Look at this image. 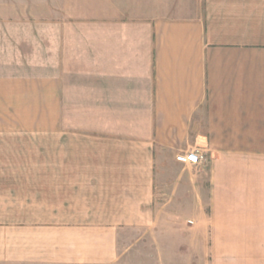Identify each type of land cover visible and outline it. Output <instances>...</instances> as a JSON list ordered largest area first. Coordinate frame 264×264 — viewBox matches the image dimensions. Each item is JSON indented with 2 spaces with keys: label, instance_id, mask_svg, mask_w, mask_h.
I'll return each instance as SVG.
<instances>
[{
  "label": "crops",
  "instance_id": "obj_1",
  "mask_svg": "<svg viewBox=\"0 0 264 264\" xmlns=\"http://www.w3.org/2000/svg\"><path fill=\"white\" fill-rule=\"evenodd\" d=\"M25 1L0 134L54 170H0V264H264V0Z\"/></svg>",
  "mask_w": 264,
  "mask_h": 264
},
{
  "label": "rangeland",
  "instance_id": "obj_2",
  "mask_svg": "<svg viewBox=\"0 0 264 264\" xmlns=\"http://www.w3.org/2000/svg\"><path fill=\"white\" fill-rule=\"evenodd\" d=\"M23 5H27L25 0H0V13H5L3 11L6 8H13L15 12L21 11ZM32 15L38 14L31 12L28 16L15 15L14 31L0 32V38H13V44H16L17 40L34 33L35 30L25 31L21 26L23 18L28 22H34L37 16ZM49 16L52 18V15ZM0 29H3V26ZM0 170H54L52 136L0 134Z\"/></svg>",
  "mask_w": 264,
  "mask_h": 264
},
{
  "label": "built area",
  "instance_id": "obj_3",
  "mask_svg": "<svg viewBox=\"0 0 264 264\" xmlns=\"http://www.w3.org/2000/svg\"><path fill=\"white\" fill-rule=\"evenodd\" d=\"M175 159L183 164H200L206 161L204 151L200 147H193L186 151H180L175 154Z\"/></svg>",
  "mask_w": 264,
  "mask_h": 264
}]
</instances>
